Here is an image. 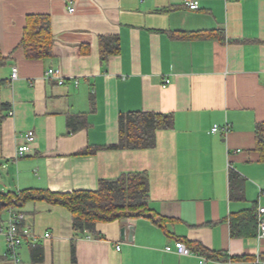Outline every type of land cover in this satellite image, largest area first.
I'll use <instances>...</instances> for the list:
<instances>
[{
  "label": "crops",
  "instance_id": "crops-1",
  "mask_svg": "<svg viewBox=\"0 0 264 264\" xmlns=\"http://www.w3.org/2000/svg\"><path fill=\"white\" fill-rule=\"evenodd\" d=\"M70 1L0 0V192L95 191L102 180L146 172L150 207L163 220L125 218L78 233L66 207L28 201L21 210L32 236L18 249L20 264H73V250L77 264H264L256 137L264 122V0ZM29 16L51 21L45 59L21 46ZM102 36L119 39L107 60ZM49 68L65 83L48 79ZM138 111L171 114L174 126L156 132L153 148H110L120 115ZM76 115L85 125L72 131ZM30 130L35 140L19 156ZM7 219L0 210V228ZM1 236L0 264H17ZM178 241L190 255L175 249Z\"/></svg>",
  "mask_w": 264,
  "mask_h": 264
},
{
  "label": "trees",
  "instance_id": "trees-1",
  "mask_svg": "<svg viewBox=\"0 0 264 264\" xmlns=\"http://www.w3.org/2000/svg\"><path fill=\"white\" fill-rule=\"evenodd\" d=\"M21 46L27 57L45 59L52 54L53 36L51 21L47 16H29ZM117 36H102L101 57L107 60L119 51ZM0 48V65L5 63ZM85 125L83 115L71 116L69 127L77 131ZM174 126L171 114L155 112H128L119 117V142L112 149H147L156 144V132ZM257 150L264 160V122L256 127ZM91 153L90 148L80 154ZM48 201L66 207L73 217V228L78 233H95L100 222H112L125 218L147 217L158 224L163 218L157 216L150 207V183L146 172H134L102 180L95 191L80 190L66 194L44 190H23L20 192H0V210H18L28 201ZM33 260L41 261V252L33 251ZM73 264H77L73 250Z\"/></svg>",
  "mask_w": 264,
  "mask_h": 264
},
{
  "label": "built area",
  "instance_id": "built-area-1",
  "mask_svg": "<svg viewBox=\"0 0 264 264\" xmlns=\"http://www.w3.org/2000/svg\"><path fill=\"white\" fill-rule=\"evenodd\" d=\"M70 4L73 5V1H70ZM187 5L191 9H197L199 7V2L197 1H187ZM70 11H74V8L71 7ZM19 75V70L17 67L13 68L12 78L17 79ZM46 77L48 79H57L59 84H64L65 81L63 79L62 71L60 69L49 68L46 72ZM171 83L170 79H166L164 83V87H167ZM228 127L224 129L227 130ZM219 129L218 125H214L211 133H216ZM25 138L28 144L21 146L18 150L19 156L25 155L30 151V143L35 140V132L30 130L25 134ZM264 193V189L261 190ZM258 223H259V235L264 237V206H260L257 211ZM26 216L23 211L18 210H8V219H7V228H0V234L4 235L8 243V252L10 258H12L17 264L21 263L19 258L18 249L23 245L25 240L28 237H31V230L27 225H25ZM175 249L183 255H190L191 250L184 244L182 241L176 242ZM168 251H174L172 246L167 247Z\"/></svg>",
  "mask_w": 264,
  "mask_h": 264
},
{
  "label": "rangeland",
  "instance_id": "rangeland-1",
  "mask_svg": "<svg viewBox=\"0 0 264 264\" xmlns=\"http://www.w3.org/2000/svg\"><path fill=\"white\" fill-rule=\"evenodd\" d=\"M8 227V224L7 222L5 223V226L3 227L4 229ZM2 239H3V242H4V245H5V248H6V252H8V243H7V240L4 236H1Z\"/></svg>",
  "mask_w": 264,
  "mask_h": 264
},
{
  "label": "water",
  "instance_id": "water-1",
  "mask_svg": "<svg viewBox=\"0 0 264 264\" xmlns=\"http://www.w3.org/2000/svg\"><path fill=\"white\" fill-rule=\"evenodd\" d=\"M125 233H126V228H122L121 230V235H122V238L125 237Z\"/></svg>",
  "mask_w": 264,
  "mask_h": 264
}]
</instances>
